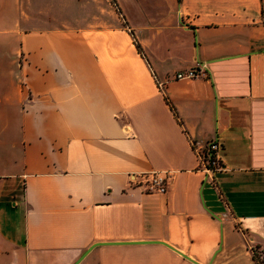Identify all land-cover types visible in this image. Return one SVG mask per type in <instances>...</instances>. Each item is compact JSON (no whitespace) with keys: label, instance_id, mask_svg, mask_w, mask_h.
I'll use <instances>...</instances> for the list:
<instances>
[{"label":"crops","instance_id":"1","mask_svg":"<svg viewBox=\"0 0 264 264\" xmlns=\"http://www.w3.org/2000/svg\"><path fill=\"white\" fill-rule=\"evenodd\" d=\"M8 44L0 264H256L264 0H0ZM215 139L212 179L193 142Z\"/></svg>","mask_w":264,"mask_h":264},{"label":"built area","instance_id":"2","mask_svg":"<svg viewBox=\"0 0 264 264\" xmlns=\"http://www.w3.org/2000/svg\"><path fill=\"white\" fill-rule=\"evenodd\" d=\"M206 74V65L198 64L196 67H192L186 71H180L175 75L177 79L195 78L200 75ZM194 149L200 159L204 170L208 174V177L214 178L216 173L223 169L221 163V152L224 149L223 143L218 140H210L204 145H199L193 142ZM171 174L167 171H151L138 175H133L132 180H137L136 183L145 185L146 191L156 193H166L169 187V179Z\"/></svg>","mask_w":264,"mask_h":264},{"label":"rangeland","instance_id":"3","mask_svg":"<svg viewBox=\"0 0 264 264\" xmlns=\"http://www.w3.org/2000/svg\"><path fill=\"white\" fill-rule=\"evenodd\" d=\"M10 47H11V44L4 45V46L1 47L0 52H3L4 53V51H6V50H7V52H9V48ZM8 63H9V59H0V65H1V67H2V65L8 67ZM261 256H263V255H261ZM260 258H262V257H260Z\"/></svg>","mask_w":264,"mask_h":264},{"label":"trees","instance_id":"4","mask_svg":"<svg viewBox=\"0 0 264 264\" xmlns=\"http://www.w3.org/2000/svg\"><path fill=\"white\" fill-rule=\"evenodd\" d=\"M261 255H263V256H261ZM254 259H255V261H256V264H264V254L263 253H256L255 255H254ZM260 257H262V258H260Z\"/></svg>","mask_w":264,"mask_h":264}]
</instances>
